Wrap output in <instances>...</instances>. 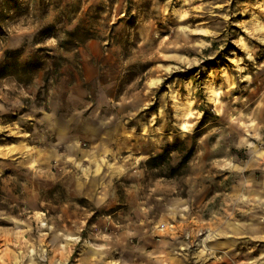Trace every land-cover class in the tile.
<instances>
[{
	"label": "rangeland",
	"instance_id": "1",
	"mask_svg": "<svg viewBox=\"0 0 264 264\" xmlns=\"http://www.w3.org/2000/svg\"><path fill=\"white\" fill-rule=\"evenodd\" d=\"M96 80L140 154L91 200L12 157ZM0 264H264V0H0Z\"/></svg>",
	"mask_w": 264,
	"mask_h": 264
},
{
	"label": "crops",
	"instance_id": "2",
	"mask_svg": "<svg viewBox=\"0 0 264 264\" xmlns=\"http://www.w3.org/2000/svg\"><path fill=\"white\" fill-rule=\"evenodd\" d=\"M114 84L104 85L99 80L73 84L54 105H44L27 117L22 125L24 138L14 137L19 144L13 149L18 155L12 159L27 165L34 160L35 165L48 166L47 170L55 167L61 176L75 179L83 197L105 199L103 187L122 175L115 169L124 166L127 171L131 164L134 173L137 158L133 154H140L122 127L106 128L118 105Z\"/></svg>",
	"mask_w": 264,
	"mask_h": 264
},
{
	"label": "trees",
	"instance_id": "3",
	"mask_svg": "<svg viewBox=\"0 0 264 264\" xmlns=\"http://www.w3.org/2000/svg\"><path fill=\"white\" fill-rule=\"evenodd\" d=\"M169 151H174V147H171L169 149ZM190 157H191V153H188L185 156H183V158L181 159V162L179 163L177 168H173V169L170 170L171 177L177 175L181 170L186 168ZM167 158H168L167 154H162V155H160L158 157L149 158L145 162V167L148 168V169H156L158 167H161L165 163Z\"/></svg>",
	"mask_w": 264,
	"mask_h": 264
}]
</instances>
